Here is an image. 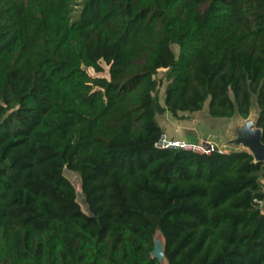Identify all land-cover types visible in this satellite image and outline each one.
<instances>
[{
	"label": "trees",
	"instance_id": "trees-1",
	"mask_svg": "<svg viewBox=\"0 0 264 264\" xmlns=\"http://www.w3.org/2000/svg\"><path fill=\"white\" fill-rule=\"evenodd\" d=\"M254 100L264 0H0V264H264V161L156 146Z\"/></svg>",
	"mask_w": 264,
	"mask_h": 264
},
{
	"label": "rangeland",
	"instance_id": "rangeland-1",
	"mask_svg": "<svg viewBox=\"0 0 264 264\" xmlns=\"http://www.w3.org/2000/svg\"><path fill=\"white\" fill-rule=\"evenodd\" d=\"M179 47L180 46L178 44H173V49L177 53L179 52ZM89 70L92 74L108 75L107 70L100 73H97L93 68H90ZM165 72H166V68H161L159 71V76H163ZM165 85H166V81L163 82V84L160 86L159 89L162 103H165V99H166ZM251 113L253 116L254 109ZM185 114H187L185 118H180L173 115L172 112L167 110L164 113H159L158 119L160 120V122L163 124L164 127H166L169 131H172L173 133L176 134V135L170 134L174 138L185 139V140L195 139L194 138L195 133L192 134V132L190 131L193 129L196 130V128H198V131L200 130L199 132L201 133L203 140L213 139V141L216 144H218L216 140L219 139L220 135H223L221 134L223 132L221 131V128L224 125H230L227 119H219L220 117H215L210 115L208 112V103L205 104L202 110L195 112H186ZM211 133H213L214 135H212ZM219 146L222 147L221 145ZM66 174L76 184L78 190V199L81 202L83 208L85 210H88V205L85 196L82 192V187H81L82 182L80 175L69 169L66 170ZM262 204L264 208V201Z\"/></svg>",
	"mask_w": 264,
	"mask_h": 264
},
{
	"label": "water",
	"instance_id": "water-1",
	"mask_svg": "<svg viewBox=\"0 0 264 264\" xmlns=\"http://www.w3.org/2000/svg\"><path fill=\"white\" fill-rule=\"evenodd\" d=\"M253 109L254 114L252 116ZM251 112L246 117L240 114L231 117H220L219 119H227L230 125H224L221 128V131H223L221 134L223 135H220L216 142L228 151L248 150L254 155L256 161H264L263 128L258 125L260 108L256 100L253 101ZM209 141L210 139L203 140L207 146H209ZM258 206L263 207V204ZM165 248V236L161 231H157L152 254L162 263L167 264Z\"/></svg>",
	"mask_w": 264,
	"mask_h": 264
},
{
	"label": "built area",
	"instance_id": "built-area-1",
	"mask_svg": "<svg viewBox=\"0 0 264 264\" xmlns=\"http://www.w3.org/2000/svg\"><path fill=\"white\" fill-rule=\"evenodd\" d=\"M156 146L160 148L167 147H181L187 150H192L196 152H204L209 153L215 149H219L220 151H224L225 149L220 147L214 141H209V146L205 145L203 140L199 141H190L185 139H178L172 137L166 130H162L157 141Z\"/></svg>",
	"mask_w": 264,
	"mask_h": 264
},
{
	"label": "crops",
	"instance_id": "crops-1",
	"mask_svg": "<svg viewBox=\"0 0 264 264\" xmlns=\"http://www.w3.org/2000/svg\"><path fill=\"white\" fill-rule=\"evenodd\" d=\"M157 118H158V115H157ZM158 121H159V123H160V125H161V127L163 128V130H167L168 132H169V134H173V135H176L175 133H173L172 131H169L166 127H164L163 126V124L160 122V120L158 119ZM200 131V130H199ZM198 131V128H196V130L195 129H193V130H191L190 132H192V134H194V138L195 139H191L190 141H199V140H203V138H202V135H201V133Z\"/></svg>",
	"mask_w": 264,
	"mask_h": 264
}]
</instances>
